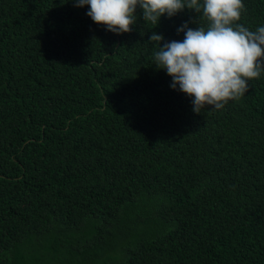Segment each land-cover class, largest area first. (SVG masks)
I'll return each mask as SVG.
<instances>
[{
    "label": "trees",
    "instance_id": "trees-1",
    "mask_svg": "<svg viewBox=\"0 0 264 264\" xmlns=\"http://www.w3.org/2000/svg\"><path fill=\"white\" fill-rule=\"evenodd\" d=\"M89 11L0 0V264H264V71L197 114L149 38L183 41L202 11L138 7L122 34Z\"/></svg>",
    "mask_w": 264,
    "mask_h": 264
},
{
    "label": "clouds",
    "instance_id": "clouds-1",
    "mask_svg": "<svg viewBox=\"0 0 264 264\" xmlns=\"http://www.w3.org/2000/svg\"><path fill=\"white\" fill-rule=\"evenodd\" d=\"M77 7L90 6L88 16L116 34L130 33L142 9L145 22L158 25L163 16L172 18L185 9L202 11L208 27L193 30L185 24L178 29L183 41L163 43L164 37L152 32L153 55L159 69L172 77L171 87L193 97L194 111L205 106L216 110L243 97L249 81L264 71V26L255 31L242 24L246 11L243 0H75ZM163 45V46H162Z\"/></svg>",
    "mask_w": 264,
    "mask_h": 264
}]
</instances>
